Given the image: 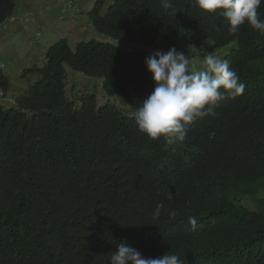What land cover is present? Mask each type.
<instances>
[{
  "label": "trees",
  "instance_id": "16d2710c",
  "mask_svg": "<svg viewBox=\"0 0 264 264\" xmlns=\"http://www.w3.org/2000/svg\"><path fill=\"white\" fill-rule=\"evenodd\" d=\"M114 1L106 15L105 0L90 14L101 36L168 50L200 32L216 49L234 46L228 61L245 90L225 94L215 115L167 144L134 119L154 87L149 54L110 41L77 51L57 42L42 69L27 70L41 79L17 107L0 105V264H109L119 243L145 258L161 256L160 243L182 264H264V34L247 22L230 34L222 16L192 0H171L167 11L160 0ZM17 3L0 0V26ZM258 13L264 20V4ZM66 66L101 81L106 101L86 96L76 108ZM11 88L0 70V89Z\"/></svg>",
  "mask_w": 264,
  "mask_h": 264
},
{
  "label": "clouds",
  "instance_id": "9594fccd",
  "mask_svg": "<svg viewBox=\"0 0 264 264\" xmlns=\"http://www.w3.org/2000/svg\"><path fill=\"white\" fill-rule=\"evenodd\" d=\"M160 3L165 11L173 8L171 0H160ZM192 3L199 9L222 16L229 25L230 34L237 33L246 22L252 29L264 34V20L259 18L258 13L264 0H192ZM177 41L175 47L168 50L160 49L162 51L151 54L150 51H143L149 54L145 65L151 73L154 87L147 98L141 101L134 116L141 133L152 140L162 137L167 144L183 142L189 125L198 119L215 115L214 109L225 98V94L235 99L245 90V84L240 81L237 72L230 68L228 60L207 52L201 56L203 67H197L192 57L176 49ZM10 93L0 89L3 99H8ZM17 102L18 98L16 106L10 107L2 102L0 105L11 109L17 107ZM163 207L162 204L157 205L153 212L154 220L160 217ZM169 215L174 217L175 213L170 212ZM188 223L192 231L197 229V217L190 216ZM156 246L163 254L156 258H145L125 243L116 244L109 264H182L176 251L160 243H156Z\"/></svg>",
  "mask_w": 264,
  "mask_h": 264
},
{
  "label": "rangeland",
  "instance_id": "374dc122",
  "mask_svg": "<svg viewBox=\"0 0 264 264\" xmlns=\"http://www.w3.org/2000/svg\"><path fill=\"white\" fill-rule=\"evenodd\" d=\"M96 2L97 0H18L14 16L0 26V70L9 77L12 85L8 99L0 97V102L10 107L16 106L17 98L25 96L41 79L38 74L27 75V70L42 69L46 64L48 50L62 40H67L74 51L79 44L94 40L105 43L110 41L126 49L147 50L150 54L157 51L101 36L90 15ZM114 3V0H106L100 15H106ZM201 35L200 32H191L177 41L176 49L192 57L197 67H203L201 56L207 52L228 60L234 46L216 49L210 40L203 39ZM66 71L67 98L76 108L86 96L96 95L101 103L106 101L101 81L75 72L68 66ZM241 204L251 211L257 208L251 198L243 199Z\"/></svg>",
  "mask_w": 264,
  "mask_h": 264
}]
</instances>
